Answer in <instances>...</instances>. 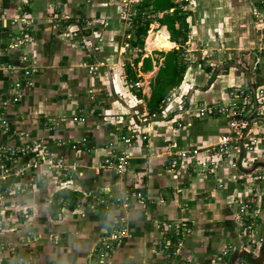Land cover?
Segmentation results:
<instances>
[{"label":"crops","instance_id":"1","mask_svg":"<svg viewBox=\"0 0 264 264\" xmlns=\"http://www.w3.org/2000/svg\"><path fill=\"white\" fill-rule=\"evenodd\" d=\"M125 1L32 0L34 41L12 52L7 36H1L0 99L12 94L13 83L25 70L33 75L20 101L7 110L10 132L0 128V147L24 150L26 144H43L55 153V162L75 168L77 174L62 179L60 165L51 168L48 158H39L37 151L22 156L17 169L40 161L37 173L44 174L43 183L31 187L33 170L21 176L16 166L11 175H2L0 207L6 212L5 193L11 191L33 214L24 221L17 216L4 221L0 264L13 263L16 253L32 264H85L105 231L122 215L126 234L108 264H166L157 249L161 224L169 222H186L191 228L178 264H227L219 258L229 246L228 264L239 255L235 264H264V179L254 187L250 169L232 170L231 165L215 177L196 168L173 172L165 155L171 147L214 146L230 133V120L196 118L200 106L225 103L233 90L264 85V54L260 53L264 0H190L185 50L190 65L179 89L166 97L154 115L149 101L165 58L162 52L152 51L164 50L154 45L155 32L145 39L143 49L131 46L134 35L123 19ZM169 1L173 13L178 8ZM22 2L0 0V24L17 16ZM135 5L133 10L139 7ZM167 37L174 47H164V40L165 50H179L171 34ZM141 53L144 56L135 65ZM149 56L153 70L143 72ZM93 66L98 72L90 73ZM128 68L136 78L131 82ZM137 82L140 88L134 87ZM132 130L143 132L149 141L133 149L130 168L120 175L102 160L123 153L122 136ZM253 131L260 138L259 151H264V117L255 122ZM21 188L23 193H16ZM137 190L147 197L145 207L134 200L127 211L117 205ZM62 191L67 197L55 204ZM256 193L259 211L255 229L246 239L239 201Z\"/></svg>","mask_w":264,"mask_h":264},{"label":"built area","instance_id":"2","mask_svg":"<svg viewBox=\"0 0 264 264\" xmlns=\"http://www.w3.org/2000/svg\"><path fill=\"white\" fill-rule=\"evenodd\" d=\"M135 0H126V10L130 12L128 23L133 22V13L131 11ZM32 0H23L22 6L19 9L17 16L11 20H3L0 24V41L1 36L6 35L8 38V48L10 51L20 52L25 46L30 45L34 41V35L31 31V12L30 4ZM177 8L186 12L190 0H172ZM133 5V4H132ZM131 8H127V7ZM129 27V26H128ZM264 44V41H263ZM260 53L264 54V48L260 49ZM10 69V68H9ZM90 73L98 72L97 66L89 67ZM17 71V70H16ZM33 75L32 70H25L21 78L16 80L12 86V94L0 99V128L4 132H10V126L7 120V110L13 105L17 104L22 96L23 89L28 86L30 77ZM24 78H23V77ZM26 85V86H24ZM141 83L137 82L134 87L140 88ZM229 101L215 105H202L195 114L196 118H217L227 117L230 120V133L221 136L218 142L208 149H180L171 147L166 152L168 164L173 172L184 171L190 172L192 169H199L203 175L215 177L220 174L226 165H231L232 170L246 169L250 172L248 177L251 179L255 187L259 182L263 181L264 174V151H259L260 138L253 131L255 122L261 117H264V85H255L246 89H237L229 93ZM168 101H170L168 99ZM184 109V112H187ZM122 143L125 146V151L116 156H109L102 160L103 165L115 170L118 174H124L130 168V161L132 159V151L139 143H147L149 138L143 132L132 130L130 133L122 136ZM30 146L25 148V151ZM75 150L76 147H73ZM20 149L2 145L0 147V170L5 169L4 173H11L12 166L17 168L19 163ZM32 151V150H31ZM33 161V164L18 169L17 174L24 176L27 171L33 170L35 173L34 181L29 185L35 186L44 182V174H38L39 164ZM54 160H49L48 165L53 168ZM255 163L261 166L253 167ZM9 164V166H8ZM59 172L62 179L71 180L77 171L73 167H63ZM56 167V166H55ZM14 169V168H13ZM195 170V169H194ZM14 171V170H13ZM4 181V178H0ZM16 190V192H18ZM12 193V192H11ZM13 194V193H12ZM258 194H248L245 198L239 201V216L243 225V234L246 239H249L256 224V214L259 211ZM145 207L147 205V197L142 191H133L124 198L117 201V205L123 207L125 211L129 210L132 206V201ZM242 201V202H241ZM7 211V210H6ZM3 208H0V231L2 229L1 217L4 218ZM26 218V217H25ZM4 223V221H2ZM125 219L124 216H119L115 219L109 229L105 231L98 245L96 246L93 254L85 264H108L122 242L125 236ZM191 232V228L186 222L179 223H164L162 231V238L158 243L157 251L162 255L166 264H178V258L181 255L185 241ZM4 249V248H2ZM0 249V250H2ZM232 247L229 246L225 250L219 262L227 264L231 258ZM13 257L11 264H31L22 254L16 253ZM10 264V263H3Z\"/></svg>","mask_w":264,"mask_h":264},{"label":"trees","instance_id":"3","mask_svg":"<svg viewBox=\"0 0 264 264\" xmlns=\"http://www.w3.org/2000/svg\"><path fill=\"white\" fill-rule=\"evenodd\" d=\"M172 8L173 4L169 0H142L138 7V16L135 18L134 37L130 41L134 49H143L145 39L153 33L151 31L159 30L155 32L157 33L156 46L168 39L167 35L171 34L172 42L180 47L179 50H173L167 54L159 53L165 60L152 86V96L149 101V109L152 115L160 112L162 102L166 97L179 89L190 65L183 53L189 42V14L179 8L171 13ZM148 12L153 15V18L151 15H147ZM143 56V53L136 55L135 65L140 63ZM151 70H153V58L149 56L144 59L143 72ZM127 77L129 82L136 79L131 68L127 69ZM66 197L67 192L62 191L55 196V204L58 200H63ZM54 209H57V205Z\"/></svg>","mask_w":264,"mask_h":264},{"label":"rangeland","instance_id":"4","mask_svg":"<svg viewBox=\"0 0 264 264\" xmlns=\"http://www.w3.org/2000/svg\"><path fill=\"white\" fill-rule=\"evenodd\" d=\"M141 1L142 0H135V1H133V3H131V5L132 6H136L135 4H137L138 6H140L139 4L141 3ZM132 10H133V7H132ZM134 15H133V22L132 23H128V21H127V18H129V15L128 14H130V12H128L127 11V13H126V15H124L123 16V19L124 20H126V23H127V25L129 26V29L130 30H132V29H134V26L136 25V22H135V18H137V16H138V9H136V10H133V11H131ZM186 12V11H185ZM146 14V13H145ZM147 15L148 16H150L151 14H150V12H148L147 13ZM152 16V18H153V15H151ZM58 19H60L61 20V17H58ZM56 21V20H55ZM54 21V22H55ZM85 24H86V22H84ZM59 24V22H57V25ZM77 25H80V24H78L77 23ZM78 29H83V27H81V28H79L78 27ZM161 30V29H160ZM91 30H89V32H90ZM156 31H159V30H156ZM156 31H151V32H156ZM150 32V33H151ZM156 41V40H155ZM169 41V40H168ZM154 45H155V42H154ZM158 47H161V48H163V50L164 51H161V50H154V51H152V52H162V53H169V51H171V50H173L174 48H172V49H170V50H165V48L163 47V45H162V43H159L158 45H157ZM186 50V49H185ZM183 51V53H184V55L186 56V59H188V62H189V54L186 52V51ZM43 144H39V143H32V145L31 144H26L25 145V147L23 148L24 150H22V149H20V151H19V158H21L22 156H24L25 154L27 155V153H31V152H39V155L38 156H40L39 158H48L47 159V161H49V160H54V159H52V158H54V156L53 155H55V153L53 152V153H51V152H48V150H50L49 148H47L46 146H42ZM27 146H30L29 148H27L26 149V151H25V148L27 147ZM32 150V151H31ZM36 157V156H35ZM44 162V161H43ZM29 164H33V161H32V163H27L26 165H23L21 168H24V167H26V166H28ZM37 164H39V169H40V167H41V165H42V163L40 162V161H38V163ZM53 166H58V163L56 162V163H54L53 164ZM38 169V170H39ZM5 169H3V170H0L1 172H0V178H2V175L3 174H8V173H4L3 171H4ZM16 170H18L17 168H16ZM10 171H13V168L10 170ZM30 171V169L27 171V172H29ZM8 175H11L10 173L8 174ZM33 181V180H32ZM2 182H4L2 179H1V181H0V183H2ZM0 189H2V185H0ZM10 190H11V188H10ZM23 190H24V188H21L18 192H16V193H23ZM11 191H9V192H7V193H5L6 194V198H8V205L5 207V210H7L6 212H7V214H6V218H5V220H4V218H2L1 217V224H2V226H4V223L2 222V221H5V222H10V220H13L12 218H14V216H17L18 217V220H20V221H24V219H29V218H31V215L33 214V212H32V214L30 213V208H25V206L23 205L24 204V202H20L19 200H15V195L13 196V194L12 193H10ZM4 193V192H3ZM3 196H5V195H3ZM0 206H2V205H0ZM1 208V207H0ZM26 217V218H25ZM163 229H164V223H162L161 224V233H162V231H163ZM2 230V229H1ZM29 262L32 264V262L29 260Z\"/></svg>","mask_w":264,"mask_h":264},{"label":"bare ground","instance_id":"5","mask_svg":"<svg viewBox=\"0 0 264 264\" xmlns=\"http://www.w3.org/2000/svg\"><path fill=\"white\" fill-rule=\"evenodd\" d=\"M164 47H174V44L170 43L168 40L164 41Z\"/></svg>","mask_w":264,"mask_h":264},{"label":"water","instance_id":"6","mask_svg":"<svg viewBox=\"0 0 264 264\" xmlns=\"http://www.w3.org/2000/svg\"><path fill=\"white\" fill-rule=\"evenodd\" d=\"M237 259H241V255H239V257L235 258V259L232 261L231 264H235V262H236Z\"/></svg>","mask_w":264,"mask_h":264}]
</instances>
